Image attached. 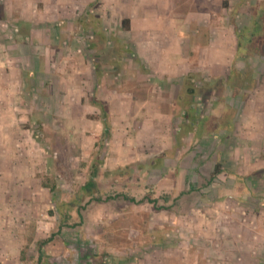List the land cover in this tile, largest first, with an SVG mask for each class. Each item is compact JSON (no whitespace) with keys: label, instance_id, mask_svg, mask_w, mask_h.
<instances>
[{"label":"rangeland","instance_id":"rangeland-1","mask_svg":"<svg viewBox=\"0 0 264 264\" xmlns=\"http://www.w3.org/2000/svg\"><path fill=\"white\" fill-rule=\"evenodd\" d=\"M30 3L0 2V264H264V59L236 57L233 27L264 0H208V26L196 0ZM184 103L188 122L235 109L232 129L178 138ZM96 156L98 192L38 261Z\"/></svg>","mask_w":264,"mask_h":264},{"label":"trees","instance_id":"trees-1","mask_svg":"<svg viewBox=\"0 0 264 264\" xmlns=\"http://www.w3.org/2000/svg\"><path fill=\"white\" fill-rule=\"evenodd\" d=\"M129 23L130 21L128 18L122 20V24L126 26V28L127 26H129ZM233 27L234 33L237 38L236 57L241 53H244L247 56H254L264 59V3H260L258 7L256 5V9L253 10L252 13L249 27L242 29L238 28V26L236 25H233ZM100 76V65H94L93 77L95 81L98 82ZM224 85L230 87L234 92H239L253 89L255 86V82L252 78L251 70H248L245 74H243L238 72L236 69L231 68V71L226 78ZM223 88L224 87L221 86L220 90H223ZM195 93L196 90L194 89V87H190L189 85L185 84L178 98L183 100L185 97H192ZM90 103L99 110L98 117L103 126L102 137L104 140H107L111 135V125L107 104L102 100L96 99L94 96L90 97ZM184 105L185 106L182 107V111L180 112L184 117L182 118V123L178 130V138L185 137L190 132L193 133L194 136H211V134L214 132L222 129L230 131L233 127L236 111L229 106H225V118L215 121L210 117H202L197 122H188L189 115L192 110L189 106H187V103H184ZM227 119L229 120V125L228 123H226ZM157 159L159 160L161 159V157H157ZM100 162L101 161L96 156V159L91 165V170L87 181L78 188V190L71 196L68 201L55 202L58 224L56 226V230L53 231L48 238L38 241V261H41V249L44 245L51 243L55 237L60 236L64 227L75 226V224L69 225V220L71 219V211L73 209H76L77 213L81 216L80 206L83 200L86 197H90L91 199H93L94 194L98 192L96 179L100 169ZM220 172L221 165L217 163L214 167L213 175H217ZM96 200L99 201L100 199ZM130 200L133 201L132 199Z\"/></svg>","mask_w":264,"mask_h":264},{"label":"crops","instance_id":"crops-1","mask_svg":"<svg viewBox=\"0 0 264 264\" xmlns=\"http://www.w3.org/2000/svg\"><path fill=\"white\" fill-rule=\"evenodd\" d=\"M31 3H30V10H32V0H30ZM238 1H241L243 3L244 0H238ZM1 2V0H0ZM196 9H195V16H196V19H197V22H203L206 24V26L209 25V23L207 22V17L208 18L210 17V14H209V7L207 5V2L208 0H196ZM227 3V2H226ZM230 3V0H228V4ZM231 4V3H230ZM229 4V5H230ZM26 20H24L23 22H25ZM29 23H27L29 25V27L31 28L30 30V34H32V17L31 19H28L27 20ZM236 36V35H235ZM236 49H237V38H236V48H235V55H236Z\"/></svg>","mask_w":264,"mask_h":264}]
</instances>
